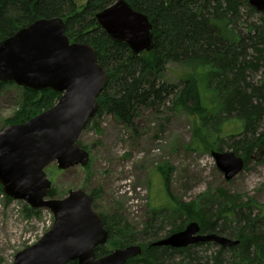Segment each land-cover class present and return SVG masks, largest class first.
I'll use <instances>...</instances> for the list:
<instances>
[{
	"label": "trees",
	"instance_id": "obj_1",
	"mask_svg": "<svg viewBox=\"0 0 264 264\" xmlns=\"http://www.w3.org/2000/svg\"><path fill=\"white\" fill-rule=\"evenodd\" d=\"M76 1L0 0V43L36 21L60 18L71 43L94 48L108 82L98 99V112L85 130L92 128L101 135L100 121L106 116L133 129L146 110L160 113L168 106L171 112L187 110L197 120L190 147L194 151L224 152L225 139L239 137L228 148L241 155L245 164L254 153L264 152V77L261 85L250 80L252 74L264 70V12H257L249 0H127L153 25L154 50L135 57L127 46L112 41L96 25V15L117 0H88L81 7ZM243 9L251 17L260 14V23L246 22ZM171 64L183 69V80L165 79ZM10 85L15 86L0 83V92ZM21 89L17 111L0 129L28 122L51 109L61 97L51 89ZM234 120L242 130L224 136L223 124ZM172 173L167 164L159 168L170 204L150 210L141 231L119 215L102 216L109 240L118 242L115 248L136 244L143 248V254L127 264H264V204L224 190L216 196L207 192L190 203L181 202L171 191ZM1 196L12 202L0 185ZM48 197L55 199L56 191L51 189ZM215 203L217 209L213 208ZM25 214L41 217L29 207ZM191 222H197L203 234H217L239 244L232 248L212 243L184 249L152 246L183 231ZM169 225L172 228L166 233ZM213 246L217 250L211 253L195 251ZM109 253L104 247L95 250L96 258ZM179 257L182 259L177 262Z\"/></svg>",
	"mask_w": 264,
	"mask_h": 264
},
{
	"label": "water",
	"instance_id": "obj_2",
	"mask_svg": "<svg viewBox=\"0 0 264 264\" xmlns=\"http://www.w3.org/2000/svg\"><path fill=\"white\" fill-rule=\"evenodd\" d=\"M249 5L264 12V0H249ZM95 19L106 36L127 46L133 56L154 50L149 17L136 11L127 0H117ZM65 28L63 19H43L0 43V83L61 94L51 109L26 123L0 130V185L5 196L33 210H48L54 216L51 229L37 243L19 252L14 264H127L143 254L139 244L96 258L95 250L106 246L109 232L102 216L93 209L92 196L78 189L63 199L48 197L52 182L46 169L51 164L57 163L63 171L89 165L90 153L79 140L97 114L98 99L108 82L94 48L71 43ZM212 156L227 181L244 170L245 160L234 152L213 151ZM207 243L232 248L239 241L203 234L200 225L191 222L183 231L152 246L184 249Z\"/></svg>",
	"mask_w": 264,
	"mask_h": 264
},
{
	"label": "rangeland",
	"instance_id": "obj_3",
	"mask_svg": "<svg viewBox=\"0 0 264 264\" xmlns=\"http://www.w3.org/2000/svg\"><path fill=\"white\" fill-rule=\"evenodd\" d=\"M76 2L81 7L88 0ZM243 15L246 22L260 23V14L251 17L243 9ZM184 76L183 69L171 64L164 77L168 81L178 82ZM263 77L264 70L252 74L250 80L261 85ZM22 97L20 86L10 85L1 90L0 126L14 115ZM167 109L168 106L160 113L146 110L136 120L133 129L106 116L100 121L101 135L92 128L84 130L79 144L90 153L89 165L63 171L58 169L57 163H53L46 169L52 189L56 191L55 199H63L70 191L82 189L90 196L96 195L93 209L100 216L119 215L141 231L150 210L170 204L159 174V168L167 164L173 169L172 194L181 202L190 203L207 192L216 196L224 190L230 195L264 204V152L254 153L244 170L233 180L227 181L211 153L190 149L197 120L187 110L171 112ZM241 130L242 125L235 120L223 124L224 136ZM239 139H225L227 145L223 151L233 152L228 146ZM26 207L29 206L24 202L12 200L7 203L3 196L0 198V264H14L16 255L37 243L54 223V216L48 210H36L41 217L28 218ZM218 207V203L213 205L215 209ZM171 228L169 225L166 233ZM111 241L104 248L113 252L118 249L114 246L118 242L116 239L113 243ZM216 250L213 246L195 251L203 255L205 251L211 253ZM181 259L179 257L176 261Z\"/></svg>",
	"mask_w": 264,
	"mask_h": 264
}]
</instances>
